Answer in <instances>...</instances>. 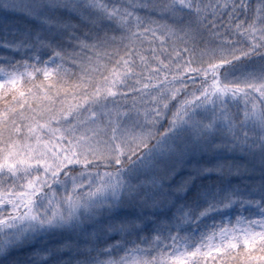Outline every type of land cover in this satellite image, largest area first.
<instances>
[{"label": "snow or ice", "instance_id": "1", "mask_svg": "<svg viewBox=\"0 0 264 264\" xmlns=\"http://www.w3.org/2000/svg\"><path fill=\"white\" fill-rule=\"evenodd\" d=\"M21 11L53 37L0 39L21 56L0 57V264H264V0H0ZM229 153L248 162L170 187ZM251 164L250 193L188 202L200 177ZM232 212L252 215L177 251Z\"/></svg>", "mask_w": 264, "mask_h": 264}, {"label": "trees", "instance_id": "2", "mask_svg": "<svg viewBox=\"0 0 264 264\" xmlns=\"http://www.w3.org/2000/svg\"><path fill=\"white\" fill-rule=\"evenodd\" d=\"M41 0H19L20 6L24 11L35 8ZM61 15L68 16L69 13L67 11H62ZM75 19V18H73ZM37 31H45L46 35L49 38L53 37V33L48 32L45 26L40 24L34 19L29 18V16L25 15L23 11L17 13L4 14L0 13V39L7 37L10 40H18L26 33L35 34ZM236 39L235 36L232 37ZM59 40V38H56ZM243 39V37H240ZM243 46V45H242ZM0 57H9L14 59L16 62H20L21 56L18 53H13L7 49L0 48ZM4 61L0 59V67H5L2 65ZM68 67V66H66ZM228 65H225V68L221 69V73L226 71ZM0 82H3V78L0 77ZM0 107H3V104L0 103ZM246 161L243 156H233L231 153L229 154H219L216 156H208L202 155L197 156L191 159L187 166L181 170H179L176 175L173 177L170 187L174 188L183 182L187 177H189L191 173V169L197 166H214L216 163L220 161ZM250 166L256 167V174L245 176V177H232L231 180L222 181V179L215 175H206L200 177V179L195 183L193 188L191 189L190 195L187 197L189 203L194 202V198H196L202 190H207L210 195H222L226 194L232 189H239L242 194H247L252 191V187L260 180V169L257 165L251 164ZM219 186V189H218ZM205 201L201 200L200 204L203 205ZM8 210L11 211L10 206H8ZM0 214H3L0 212ZM246 215H252V213H240V212H232L230 215L220 216L217 215L213 218H210L211 222L207 228L201 226L199 233L196 231V226H193L190 230L179 233L182 237L181 241L177 242V246H181V243H185V246H191L192 244H196L199 246L200 243H209L210 236L209 234L213 231H217L221 225L224 227L237 228L238 221H244L247 223ZM259 218V217H257ZM213 225L215 227H213ZM244 226V225H241ZM57 242H59L60 237L53 238ZM219 241V236L217 235L215 243ZM39 245H32L31 248L35 249ZM30 255V251L28 248L20 249L15 254V260L17 262L23 261Z\"/></svg>", "mask_w": 264, "mask_h": 264}, {"label": "rangeland", "instance_id": "3", "mask_svg": "<svg viewBox=\"0 0 264 264\" xmlns=\"http://www.w3.org/2000/svg\"><path fill=\"white\" fill-rule=\"evenodd\" d=\"M249 63H252V62H249ZM232 78H233V79H235V78H236V76H235V75H233V76H232ZM218 243H219V241L217 242V244H218ZM180 247H181V246H177V251H179V250H180Z\"/></svg>", "mask_w": 264, "mask_h": 264}]
</instances>
